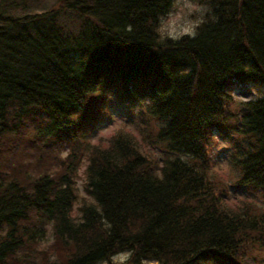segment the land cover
I'll use <instances>...</instances> for the list:
<instances>
[{"label": "trees", "instance_id": "obj_1", "mask_svg": "<svg viewBox=\"0 0 264 264\" xmlns=\"http://www.w3.org/2000/svg\"><path fill=\"white\" fill-rule=\"evenodd\" d=\"M38 1L0 0V264H264V209L226 206L210 175L219 143L264 199V0H202L198 36L167 44L171 0ZM117 92L161 155L121 130L90 142Z\"/></svg>", "mask_w": 264, "mask_h": 264}, {"label": "rangeland", "instance_id": "obj_2", "mask_svg": "<svg viewBox=\"0 0 264 264\" xmlns=\"http://www.w3.org/2000/svg\"><path fill=\"white\" fill-rule=\"evenodd\" d=\"M51 0H39L36 6L33 8L41 9L47 6ZM204 3V2H203ZM206 4V3H205ZM207 5V4H206ZM169 10V9H168ZM167 10V11H168ZM255 86H237L232 90V93L237 99H248L261 93ZM119 92L115 95H108L103 101V111L100 114L99 120L96 121L95 128L92 129L88 135L90 142L99 143L100 145H106L108 143L109 136L117 130L128 132L133 135L139 148L152 156L161 155L160 151L156 149L155 145L150 141L147 136L148 130L144 127V123L141 120V114L139 112L138 102H130L128 98L124 96H118ZM111 96V97H110ZM140 122V123H139ZM152 122V121H151ZM218 141H220L218 139ZM213 160L211 166L212 176L219 177L225 183V190H227V198L224 203L226 206L237 207L244 201L251 200L255 204L259 205L260 208L264 209V199H262L258 193L245 189L244 187H233L234 177L237 172L231 161L225 157L224 146L217 145L213 146ZM223 149V150H220ZM217 151L214 153V151ZM65 151L60 152L63 157ZM32 159H30L31 161ZM87 158L86 155H82L74 171V190H75V202L72 207V214L78 215L79 210L77 206L83 201H91L92 198L83 189V177L84 168ZM159 164L161 159L159 157ZM158 164V165H159ZM158 173V168H157ZM127 255V251H120L112 256L113 260L123 259ZM150 263L149 261L146 262ZM100 264H105L101 262Z\"/></svg>", "mask_w": 264, "mask_h": 264}, {"label": "clouds", "instance_id": "obj_3", "mask_svg": "<svg viewBox=\"0 0 264 264\" xmlns=\"http://www.w3.org/2000/svg\"><path fill=\"white\" fill-rule=\"evenodd\" d=\"M210 11L202 0H171L169 10L157 21L156 42L167 44L179 42L185 37L196 38L201 27L207 23Z\"/></svg>", "mask_w": 264, "mask_h": 264}, {"label": "bare ground", "instance_id": "obj_4", "mask_svg": "<svg viewBox=\"0 0 264 264\" xmlns=\"http://www.w3.org/2000/svg\"><path fill=\"white\" fill-rule=\"evenodd\" d=\"M250 84V83H249ZM253 84V83H252ZM251 84V85H252ZM245 85V84H244ZM253 86V85H252ZM232 87V86H231ZM111 97V96H110ZM98 118V117H97ZM140 123V122H139ZM213 140V139H212ZM139 146V145H138ZM66 150V149H65ZM141 154H143V152L141 153ZM147 155V154H146ZM148 156V155H147ZM184 156V155H183ZM149 157V156H148ZM182 158V157H181ZM185 158H186V156H185ZM158 159V158H157Z\"/></svg>", "mask_w": 264, "mask_h": 264}]
</instances>
